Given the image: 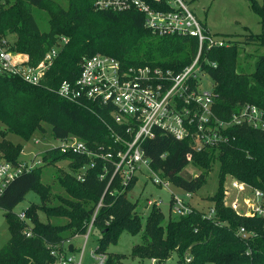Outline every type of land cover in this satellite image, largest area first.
Returning <instances> with one entry per match:
<instances>
[{
	"label": "trees",
	"instance_id": "trees-1",
	"mask_svg": "<svg viewBox=\"0 0 264 264\" xmlns=\"http://www.w3.org/2000/svg\"><path fill=\"white\" fill-rule=\"evenodd\" d=\"M67 1L66 8L58 0H7V7L0 10V36L15 35L12 49L27 54L32 65L38 64L58 40L69 39L41 84L32 85L18 77L0 75V121L6 126L3 134L12 132L29 140L35 132H45L44 123H48L57 139L75 136L92 149L102 144L106 152L116 153L123 144L114 141L110 129V125L115 126L112 117L98 106H82L60 96L56 92L58 87L65 80H76L84 59L96 53L115 56L127 65L181 71L194 60L198 41L190 36L158 35L145 27L144 14L138 11L97 10L96 0ZM250 2L260 15L262 32L248 35L246 42H256L264 49V0ZM34 7L47 12L48 30L40 28ZM242 53L235 41L215 47L207 54L216 63V66L206 65V69L215 84L214 111L223 120L230 119L247 103L264 111V51L256 56L252 71L241 64ZM224 133L229 135L227 142L202 151L192 148L188 139L179 140L162 131L145 140L143 148L151 168L187 191H199L207 183L213 164H219L218 186L209 197L216 214L212 219L204 218L203 212L195 207L186 215L174 218L169 215L165 223L161 207L153 205L142 243L133 247L134 257L156 258L155 264H165L176 252L179 264H264L263 218L238 215L224 203L228 175L264 191V129L243 123L230 126ZM0 149L8 159L16 161L23 144L4 140ZM43 157L48 164L68 159L74 171L91 162L88 156L63 152L60 147L46 150ZM105 165L108 172L101 178ZM188 165L198 170L196 176L182 175ZM113 170L110 161H98L93 168L86 169L83 181L63 171L60 182L68 196L56 206L47 204L50 193L41 180V167L15 179L0 198L11 233L0 249V264H46L52 260L49 244L61 243L87 230ZM136 181L134 178L125 192L113 193L116 187L112 185L94 220V226L103 231L96 251L108 255L105 264H118L122 258L121 254L108 252L111 243L117 244L124 232L137 233L142 228L141 216L136 212L138 200L128 197ZM31 190L40 196L41 203L26 209L28 220H22L13 208ZM40 211L48 218L67 220L63 224L43 222ZM242 227L256 231L257 235L249 241L241 238L238 231ZM27 231L32 235L28 236ZM67 232L71 234L69 237L65 236Z\"/></svg>",
	"mask_w": 264,
	"mask_h": 264
},
{
	"label": "built area",
	"instance_id": "built-area-1",
	"mask_svg": "<svg viewBox=\"0 0 264 264\" xmlns=\"http://www.w3.org/2000/svg\"><path fill=\"white\" fill-rule=\"evenodd\" d=\"M6 4H9L7 0H0V10L7 7ZM95 8L115 12L138 11L144 14L145 27L152 32L194 37L198 41V50L192 63L181 71L151 65H127L115 56L96 53L84 59L76 80H65L58 87L56 92L60 96L82 106H98L111 116L115 125H110L112 136L115 142L123 144V148L116 153L106 152L102 144L92 149L75 136L62 140L58 146L63 152L71 151L91 158L90 164L76 170L80 181L85 180L86 169L93 168L98 161H110L114 170L87 230L75 235L85 239L80 257L72 253L77 249L74 244L70 251L68 239L49 244L53 259L46 264H86L85 246L91 234L95 235L94 220L103 205L104 195L112 185L116 187L113 193L125 192L134 178L147 169L153 173L155 184L170 188L172 182L151 168L150 158L143 148L145 140L154 137L157 132L171 134L179 140L188 139L192 148L202 151L227 142L229 135L224 130L230 126L247 123L264 129V111L254 104L242 105L239 112L228 120L221 119L215 113V84L212 87L203 84L204 77H211L206 65L216 66L207 54L215 47L228 46L232 42L210 31L190 9L186 0H96ZM68 41L67 37L58 40L38 64L32 65L27 54L12 49L13 40L9 36H0V75L18 77L29 84L39 85ZM36 143H39L38 139ZM44 153L35 154L30 161L25 158L13 161L0 149V198L15 179L45 163ZM104 170L101 178H105L108 172L107 165ZM170 191V208L174 215L189 214L197 207L193 203L194 192L183 189L181 195ZM160 203V200H153L149 205L151 208L155 204L160 207ZM224 203L238 215L264 220V191L233 175H228L226 179ZM0 209L3 208L0 206ZM25 211L18 213L22 220H28ZM201 211L203 217L208 219L214 218L216 214L213 203L207 210ZM238 234L249 241L257 232L242 227ZM27 235L31 236L32 233L27 231ZM92 254L96 256L93 264L106 263V253H98L95 249ZM152 262L155 264L157 259L152 258Z\"/></svg>",
	"mask_w": 264,
	"mask_h": 264
},
{
	"label": "rangeland",
	"instance_id": "rangeland-1",
	"mask_svg": "<svg viewBox=\"0 0 264 264\" xmlns=\"http://www.w3.org/2000/svg\"><path fill=\"white\" fill-rule=\"evenodd\" d=\"M64 7H68L67 0H58ZM262 3L263 0H257ZM190 9L198 16L206 27L217 36L229 41H237L241 46L243 53L241 55V64L248 71L254 69V62L256 56L261 54L264 49L261 48L256 42L247 43V37L250 34H259L262 32V26L260 21V15L256 13L252 7L250 0H186ZM34 16L43 31L49 29V17L45 10L34 7ZM15 35H9L10 39H14ZM252 54L247 56V54ZM247 56V57H246ZM246 70V71H247ZM203 84L206 87H212L214 80L210 76L203 78ZM45 132H35V134L29 139L25 140L21 136L9 132L3 134L6 126L0 121V142L4 140L11 141L14 144H23V149L20 152V158H25L28 161L32 160L33 156L37 153L43 154L46 150L55 148L61 145L63 142L61 139H57L52 135V127L48 123H44ZM39 143H36V140ZM69 160L62 158L55 163L50 162L42 164L41 180L49 187L50 196L48 197L47 204L53 206L60 205L62 199L68 196V192L62 186L60 177L65 173H71L72 175H78V172L72 170L69 165ZM198 170L191 165L185 167L182 171V175L187 178L196 176ZM219 164L214 163L213 169L207 176V183L194 194L193 203H197V207L201 210H207L212 204L209 197H211L218 186ZM154 175L147 169H144L137 177V181L134 187L129 191L128 197L133 200H138V207L136 212L141 216L142 228L137 233L124 232L117 244L111 243L108 246V252L114 254H121L122 258L118 264H153L152 259L134 257L132 255L133 247L142 243L143 232L146 226V221L151 213V206L149 202L153 200H160V207L165 214V223L171 217H176L170 208L172 202L173 190L183 195V189L172 184L170 188L161 187L153 182ZM226 183V182H225ZM41 203L40 196L31 190L27 193L24 200L19 202L13 211L21 213L28 209L31 205ZM39 218L43 222L50 221L51 224H63L66 222V218L50 217L43 212H39ZM71 234L66 233L65 236L69 237ZM11 237L9 224L6 219V211L0 209V249L9 241ZM69 244H74L77 249L72 253L77 257H80V251L83 248L84 238L82 236H70ZM99 245V238L91 234L88 243L85 246L84 262L86 264H93L96 261V256L92 254ZM165 264H179L177 253L166 260Z\"/></svg>",
	"mask_w": 264,
	"mask_h": 264
},
{
	"label": "water",
	"instance_id": "water-1",
	"mask_svg": "<svg viewBox=\"0 0 264 264\" xmlns=\"http://www.w3.org/2000/svg\"><path fill=\"white\" fill-rule=\"evenodd\" d=\"M93 233L95 235H98L99 237L103 236V231L101 229H99L98 227L94 228ZM69 249H70V251L73 250V245L72 244H70Z\"/></svg>",
	"mask_w": 264,
	"mask_h": 264
},
{
	"label": "crops",
	"instance_id": "crops-1",
	"mask_svg": "<svg viewBox=\"0 0 264 264\" xmlns=\"http://www.w3.org/2000/svg\"><path fill=\"white\" fill-rule=\"evenodd\" d=\"M195 205H197V203H195ZM198 206V205H197Z\"/></svg>",
	"mask_w": 264,
	"mask_h": 264
}]
</instances>
